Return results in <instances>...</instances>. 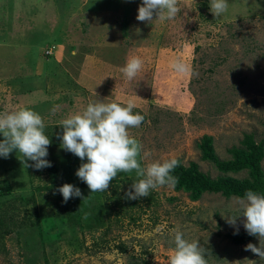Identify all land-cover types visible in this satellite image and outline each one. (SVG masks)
I'll return each instance as SVG.
<instances>
[{
  "label": "rangeland",
  "instance_id": "obj_1",
  "mask_svg": "<svg viewBox=\"0 0 264 264\" xmlns=\"http://www.w3.org/2000/svg\"><path fill=\"white\" fill-rule=\"evenodd\" d=\"M227 2L215 17L210 0H179L174 19L147 23L136 19L142 0H0V113H39L52 165L37 170L15 150L0 157V264H168L177 229L199 240L207 264H264L245 251L259 246L257 237L236 244L228 236L234 227L223 215L239 214L240 197L206 192L194 201L173 185L129 200L135 171L91 192L76 176L86 158L65 151L57 135L59 121L89 102L131 100L144 116L129 129L142 166L175 158L224 175L202 158L205 134L222 160L245 134L264 138V0ZM132 56L144 64L129 82L121 68ZM177 59L196 75L176 73ZM65 183L82 196L63 202L57 189Z\"/></svg>",
  "mask_w": 264,
  "mask_h": 264
},
{
  "label": "clouds",
  "instance_id": "obj_2",
  "mask_svg": "<svg viewBox=\"0 0 264 264\" xmlns=\"http://www.w3.org/2000/svg\"><path fill=\"white\" fill-rule=\"evenodd\" d=\"M178 4L179 0H142L136 19L147 23L172 20L182 10ZM227 10V0H210V11L215 17ZM143 64L141 58L132 56L121 72L130 82L141 72ZM171 66L180 75H196L179 59ZM135 107L131 100L126 104L98 100L87 103L59 121L58 125L63 129L57 134L60 146L81 161L86 158L87 162L81 163L76 170V176L87 184L91 192L107 191L112 180L121 172L135 171L140 177L125 193V198L129 200L149 197L152 190L178 182V177L172 174L180 164L178 159L154 160L146 166L141 165L142 145L129 134V129L138 128L144 121L143 115L134 113ZM58 109L59 106H55L52 114L55 115ZM0 136L3 137L0 139V157L8 158L15 150L23 156L25 164L28 160L33 161L31 166L37 170L52 166L46 159L51 140L45 134L44 119L31 108L0 113ZM57 191L62 194L65 203L73 197L82 196L81 190L70 183L63 184ZM237 206L238 215H222L234 227V234L239 232L238 217L242 215L245 218L243 226L247 234L259 240V246L250 242L245 245V251H251L264 261V194L248 190L237 199ZM174 243L175 249L168 264H207L206 250L199 240L189 241L177 229ZM252 264L256 262L252 261Z\"/></svg>",
  "mask_w": 264,
  "mask_h": 264
},
{
  "label": "trees",
  "instance_id": "obj_3",
  "mask_svg": "<svg viewBox=\"0 0 264 264\" xmlns=\"http://www.w3.org/2000/svg\"><path fill=\"white\" fill-rule=\"evenodd\" d=\"M48 54V53H46ZM242 146H234L228 151L232 158L222 160L219 158L214 147V136L205 134L198 144L202 158L214 164L224 175L212 178L207 173L200 170L196 162H191L186 166L181 159L180 164L173 171V175L178 177V182L174 185L176 191L189 192L192 200H199L204 193H220L225 197H242L248 190H253L259 194H264V138L258 141L254 134L247 133L241 141ZM246 171L247 176L236 178L230 173ZM2 194H5L2 192ZM5 222V219H2ZM231 240L236 244H244L255 238L246 231L238 234H229Z\"/></svg>",
  "mask_w": 264,
  "mask_h": 264
},
{
  "label": "built area",
  "instance_id": "obj_4",
  "mask_svg": "<svg viewBox=\"0 0 264 264\" xmlns=\"http://www.w3.org/2000/svg\"><path fill=\"white\" fill-rule=\"evenodd\" d=\"M48 52H51V51H47V53H48Z\"/></svg>",
  "mask_w": 264,
  "mask_h": 264
}]
</instances>
